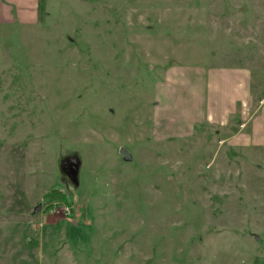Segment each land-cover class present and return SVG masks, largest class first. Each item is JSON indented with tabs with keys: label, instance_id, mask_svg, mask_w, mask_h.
<instances>
[{
	"label": "rangeland",
	"instance_id": "374dc122",
	"mask_svg": "<svg viewBox=\"0 0 264 264\" xmlns=\"http://www.w3.org/2000/svg\"><path fill=\"white\" fill-rule=\"evenodd\" d=\"M45 2L0 0V264H264V149L235 118L176 136L206 79L163 85L238 67L257 107L264 0Z\"/></svg>",
	"mask_w": 264,
	"mask_h": 264
},
{
	"label": "crops",
	"instance_id": "0c3cea01",
	"mask_svg": "<svg viewBox=\"0 0 264 264\" xmlns=\"http://www.w3.org/2000/svg\"><path fill=\"white\" fill-rule=\"evenodd\" d=\"M7 13L5 7L0 3V23L10 19H7L5 16ZM181 72L194 73L196 76L204 77L206 81L204 85L200 86V89L197 87L191 92L184 90L181 102L185 105L186 101H190V103L191 101H196L197 107L203 104V110L200 118L187 121L189 128L186 133L176 136L191 134L198 124L205 121L215 125L217 128L224 129L235 118L240 123L239 129L236 128L233 130L234 132L231 136L224 138V141L228 142L231 146L241 145L244 148L257 147L264 149V98L259 101L257 107L254 106L253 94L250 89V79L245 70L238 67L208 68L204 66L171 68L164 77L165 82L163 85H166L167 96L170 97V88L176 89L171 85V83L176 85V82L173 80L174 78L172 79L173 76L183 75L182 79L184 80L189 77L186 73L180 74ZM252 108L255 110L251 114L250 110ZM257 113L262 115L256 116ZM178 122L180 121L177 117L172 119L161 118L158 120L161 128H168L166 129V131L168 130L167 134H170L169 132L171 130L169 129L178 125ZM250 122H252L254 131L256 130L254 137L252 135L242 134L240 131L241 129L245 130Z\"/></svg>",
	"mask_w": 264,
	"mask_h": 264
},
{
	"label": "trees",
	"instance_id": "16d2710c",
	"mask_svg": "<svg viewBox=\"0 0 264 264\" xmlns=\"http://www.w3.org/2000/svg\"><path fill=\"white\" fill-rule=\"evenodd\" d=\"M46 17V2L45 0H37V18L38 21L43 22ZM66 194L59 189H52L44 195L46 201H65Z\"/></svg>",
	"mask_w": 264,
	"mask_h": 264
},
{
	"label": "water",
	"instance_id": "95a60500",
	"mask_svg": "<svg viewBox=\"0 0 264 264\" xmlns=\"http://www.w3.org/2000/svg\"><path fill=\"white\" fill-rule=\"evenodd\" d=\"M40 209H41V205H40V204H38V205L36 206V209H35V211H36V212H38Z\"/></svg>",
	"mask_w": 264,
	"mask_h": 264
}]
</instances>
